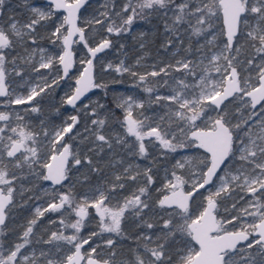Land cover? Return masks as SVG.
Instances as JSON below:
<instances>
[{
  "label": "snow or ice",
  "instance_id": "6c2138e0",
  "mask_svg": "<svg viewBox=\"0 0 264 264\" xmlns=\"http://www.w3.org/2000/svg\"><path fill=\"white\" fill-rule=\"evenodd\" d=\"M7 3L0 264H264V0Z\"/></svg>",
  "mask_w": 264,
  "mask_h": 264
},
{
  "label": "rangeland",
  "instance_id": "374dc122",
  "mask_svg": "<svg viewBox=\"0 0 264 264\" xmlns=\"http://www.w3.org/2000/svg\"><path fill=\"white\" fill-rule=\"evenodd\" d=\"M19 2H20V0H8V3H7L6 6H5V13H6V16H7V10H8L9 8H13L14 11H15L17 14H19V12H20V8L16 7V6L19 4ZM33 2H37V0H33ZM38 2L43 3V0H38ZM154 54H155V46H153V55H154ZM133 55H134V52H131V51H130L129 56L132 57ZM149 62H151V61H149ZM124 87H125V85H124L123 87H120V89L123 90ZM62 94H63L62 91L58 93V95H57V100L59 99V95H62ZM99 94H100V93H99V90H97V95H99ZM90 95H92V94H90ZM93 98H95V97H93ZM69 111H71V109H69ZM19 222H23V221L21 220V221H19Z\"/></svg>",
  "mask_w": 264,
  "mask_h": 264
},
{
  "label": "trees",
  "instance_id": "16d2710c",
  "mask_svg": "<svg viewBox=\"0 0 264 264\" xmlns=\"http://www.w3.org/2000/svg\"><path fill=\"white\" fill-rule=\"evenodd\" d=\"M5 19H6V16H5ZM105 80H109V82H110V78L109 77H105ZM126 86V85H125ZM117 87H123V86H117ZM101 94V93H100ZM27 213L26 212H20V213H17V220H18V222L19 221H21L22 220V217L24 216V215H26Z\"/></svg>",
  "mask_w": 264,
  "mask_h": 264
},
{
  "label": "water",
  "instance_id": "95a60500",
  "mask_svg": "<svg viewBox=\"0 0 264 264\" xmlns=\"http://www.w3.org/2000/svg\"><path fill=\"white\" fill-rule=\"evenodd\" d=\"M91 94V93H90Z\"/></svg>",
  "mask_w": 264,
  "mask_h": 264
}]
</instances>
